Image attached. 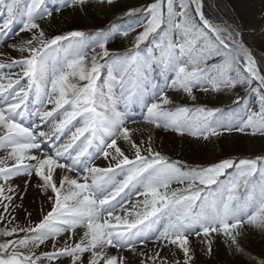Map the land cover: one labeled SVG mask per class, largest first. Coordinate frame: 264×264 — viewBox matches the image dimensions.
I'll return each instance as SVG.
<instances>
[{"label":"snow or ice","instance_id":"6c2138e0","mask_svg":"<svg viewBox=\"0 0 264 264\" xmlns=\"http://www.w3.org/2000/svg\"><path fill=\"white\" fill-rule=\"evenodd\" d=\"M88 3L90 0H61L48 8L46 0H12L0 24V35H6L19 16L21 28L15 35L31 34L19 45L7 44L22 54L19 59L0 63V149L8 150L0 157V221L5 220L4 213L11 215L14 196L23 199L10 183L15 177H37L38 187L51 202L38 223L0 229V237L9 238L0 242V264H41L45 260L51 264L61 257L69 258V264H85L86 254V264H133L121 255L123 251L143 257L138 264H168L161 252L170 246L183 253V264H193L189 238L199 237L205 254L211 255L214 234L223 236L230 249L243 253L239 237L245 229L264 231V155L238 162L226 159L185 172L179 162L170 163L153 151L151 137L147 147H143L144 141L137 144L134 130L127 126L136 123L127 115L128 106L140 102L146 110L145 123L181 135L208 140L225 132L247 134L250 130L252 135L264 136V74L240 31L208 19L201 0H180L179 4L176 0H154L145 9L143 31L123 56L111 54L107 45L119 35L127 37L139 25L101 30L91 37L83 31H71L46 38L39 20L63 8H83ZM99 3L111 5L113 0ZM19 4L23 8L18 10ZM190 4L195 5L199 24L189 15ZM89 50L95 53L90 62ZM215 58L219 59L208 66L207 61ZM154 65L161 74L174 73L166 87L183 90L193 100L194 88L209 90L205 83L219 92L256 82L261 92L259 110H248L238 121L203 107L172 112L165 108L172 103L165 90L157 92L151 85ZM13 68L20 72H12ZM30 98L38 105L35 112L29 110ZM33 117L40 123L26 126L24 121ZM74 122L80 126L75 127ZM41 125H51L53 130L41 131ZM66 129L71 131L66 143L55 146L51 153L41 151V138H59ZM118 140L134 150V159L125 154ZM94 141L96 151L89 153ZM99 156L110 161L108 167L92 164ZM227 169H235V174L221 182L219 178ZM173 183L186 187L171 189ZM242 188L247 199L242 198ZM126 190L137 197L135 203L128 201L131 210L117 201ZM118 207L123 215L117 213ZM78 228L83 229L82 235ZM65 233H69L68 238L58 246V238ZM77 236L78 240L73 239ZM69 239L73 243L69 244ZM49 241L53 251L38 252ZM149 241L156 245L151 255L140 248Z\"/></svg>","mask_w":264,"mask_h":264},{"label":"rangeland","instance_id":"374dc122","mask_svg":"<svg viewBox=\"0 0 264 264\" xmlns=\"http://www.w3.org/2000/svg\"><path fill=\"white\" fill-rule=\"evenodd\" d=\"M121 1V2H120ZM12 2V0H4L3 3H0V24L3 22V18L7 17V7ZM61 0H46V6L48 8L55 7L59 4ZM154 0H113L111 5L106 3H99V0H90V3L86 4L83 8L81 7H71V8H63L59 12H53L50 18H45L39 20L38 23L40 24L41 28H59L57 33L58 35L64 36L71 31H83L91 37L93 34L100 31L98 23L95 22L92 18L89 17L87 13V8L91 11V14H94V18H110L114 13L115 9L112 6H119L122 5L124 10L120 12L119 17L121 19L120 23H114L110 26V29H119L124 30L128 28L125 27L124 29L121 28L125 23H129L130 21H134L132 25H139L135 27V31L130 32L127 37L123 35H119L116 38L111 39L109 44L107 45L109 52L115 56H123L127 53L130 49L133 48V43L137 34L143 31V23L146 22L147 13L145 9L148 5L152 4ZM180 0H176V3L179 4ZM227 4L228 8L230 9L233 18L239 28L241 33V37L245 45L252 51L254 56V52L260 54L264 59V0H224ZM186 3V2H185ZM203 5L204 11V4L201 0ZM18 10L23 8V4H19ZM192 9L195 12V5L192 4ZM130 10H138L132 16L127 15ZM188 8V12H189ZM142 12V14L140 13ZM140 13V14H139ZM139 14V15H138ZM138 17H135L137 16ZM189 15L191 16L190 12ZM99 16V17H98ZM135 17V18H134ZM132 18V19H131ZM131 19V20H129ZM127 21V22H125ZM232 27L235 28L234 25ZM21 28V19L19 16L16 17L15 22L11 25L10 30L7 32L6 35H0V63H8L11 59H19L21 57V53L15 51L9 47L7 44L10 43H17L19 45L24 41L23 38H30L31 34L26 32H21L20 36L22 42H18L17 37L15 34L19 32ZM109 29V30H110ZM48 32V31H44ZM51 33H45L46 38L51 39L52 37H47ZM57 36V35H56ZM3 41H7V43H3ZM66 44L67 42H62ZM91 43V40L89 41ZM141 48H144V45H141ZM100 49H96V52H99ZM24 55H27L26 53ZM95 55L91 50L88 51V61H91V57ZM255 58V56H254ZM219 59V58H217ZM215 60V59H213ZM213 60L207 61V65L211 66V62ZM256 60V58H255ZM257 62V61H256ZM201 67H205L202 65ZM260 69V68H259ZM8 71L7 69L5 70ZM14 73H19V68H13L11 70ZM260 72L262 73L261 69ZM263 74V73H262ZM174 77V73L172 71H165L161 74V69L154 65V71L151 73V85L154 86L155 91H159L160 89L165 90V94L169 97L172 101L171 104L166 105L165 108L168 109V106L174 105L172 109H168L172 112H175L177 109L180 108H187L191 111H195L197 108H206L205 106L210 107V109L216 108L218 105L223 107H236L241 109L240 112H235L234 121H238L239 117L245 115L248 110L251 111H258L259 110V100L261 92L257 90L256 82H254L251 86L247 84L237 85L234 89H222L219 92L212 91L211 86L208 83L204 84V87H208L209 90L207 92L202 91L198 88L193 89V95L195 96V100H193L187 93L183 90L173 88V87H166V85L171 84V80ZM103 78V77H102ZM23 83V81H22ZM83 83V82H81ZM150 95V94H149ZM239 100V103L237 101ZM182 104H186V106H182ZM192 106V107H191ZM52 105H47V108L50 109ZM38 109V105L35 103L33 98L29 100V110L35 112ZM45 110V109H40ZM120 110L124 111V106L120 105ZM146 114V110L143 107V104L140 102L131 103L127 109V115L133 117L136 123H130L127 126L134 130L133 139L136 141L137 144H140L141 141H144L143 147H147L148 138L151 137V147L154 152L160 153L161 156L165 157L170 162H179L180 164H190V159L199 162L198 160L203 159V154L208 155L207 159H210L211 162L208 163V166L200 167V168H207L213 165L219 164L220 162L226 159H232L238 162L239 159L243 158H255L257 156L264 155V136L259 134L252 135L250 130L247 134L239 133V132H231V133H223L220 136L210 137L208 140L203 138L193 137L188 135L187 133L181 135L172 130H165L163 127L156 128L154 125H150L144 122L143 117ZM218 114V113H217ZM231 116V115H230ZM229 116V117H230ZM26 126H30L33 123L29 122L27 119L24 121ZM39 124V122H37ZM75 127H79L80 124L75 123ZM75 127H72L71 131H75ZM41 131L51 132L53 129L51 125L43 126L41 125ZM71 131L65 130V133L62 134L59 138L51 137V138H41V151L51 153L52 149L55 146L62 145L69 140L71 135ZM83 139V138H81ZM77 144L80 141L76 142ZM121 149L125 152V154L130 158L134 159V150L129 147V145L119 144ZM73 148H76V145H73ZM184 149H190L188 158L184 157ZM2 149H0L1 152ZM78 150V149H77ZM34 151V150H33ZM71 151V150H70ZM96 151L95 148V141L93 146L89 148V153H94ZM35 152V151H34ZM227 152L228 154L222 155V153ZM143 155H147L146 152H142ZM231 155V156H227ZM191 157V158H189ZM194 157V158H193ZM12 162H9L11 164ZM92 164L95 166H99L101 168L108 167L110 164L109 160H105L102 156L95 158L92 160ZM114 164V162H113ZM194 165H186L185 167H190L195 169ZM91 166V165H90ZM60 170H57L59 173ZM75 174V173H73ZM235 174V169H227L225 175L221 176L219 180L221 182H226ZM76 175V174H75ZM24 176L15 177L10 183L13 185V181H17L19 178ZM35 177V176H34ZM37 178V177H35ZM122 178V177H121ZM38 179V178H37ZM2 183V181H0ZM171 189L177 188H184L186 187L185 184H177L173 183ZM246 192V189H241V194L243 199H247L246 195H243ZM19 196L23 197V199L14 197V204L10 207L9 213H4L5 220L0 221V229L4 228L5 226L8 228L14 227L19 225L20 227H28L31 223L34 225L38 223L43 214H46L51 207V202L48 201L45 196L43 195L41 189L37 186L34 189V197L26 202L28 199L24 198L23 194L19 193ZM136 197L135 195H131L128 190L125 193L121 194V197H117V201L121 203H128L130 199ZM137 200V197H136ZM7 203V201H5ZM18 206V207H17ZM119 207L117 208V210ZM0 212H3V207L0 205ZM29 213L31 215H29ZM15 217L12 220V217ZM9 220H12V223H8ZM163 223V222H162ZM162 226V224H161ZM77 233L82 235L83 229H77ZM20 236H23L24 233H19ZM242 235H246L251 237L256 241H251L253 244H259V253L264 252V231H261L257 228H246ZM241 235V236H242ZM69 236V233L63 234L61 237L58 238L57 243L58 246H63V241L66 240ZM213 238L220 240L221 244L225 246L227 243L223 236L215 235ZM5 239H9L6 237H0V242L4 241ZM75 239V238H73ZM191 247L193 250V264H214L211 261V255H206L204 248L205 245L200 243V238L191 236ZM78 240V239H77ZM247 240L246 237L244 239ZM68 243H73L72 239L68 240ZM250 244V242H249ZM156 247L155 243L149 241L147 246L140 245V248L145 251L149 248L146 252L150 254L153 249ZM244 249L248 252L246 253V260L249 264H259L262 260L261 258L256 257V253H254L250 249V245H246ZM249 249V250H248ZM159 250V249H157ZM53 248L51 246V241L47 243V246L41 245L38 249V252H52ZM127 252V251H123ZM121 252V253H123ZM236 255H241L234 253ZM113 254H115V250H113ZM161 256L167 257L169 261H180V264H183V253L176 248L175 246H170L168 248H164L161 252ZM226 261L224 264H235V258L233 255L227 252ZM85 264L88 259V255L86 254L85 257ZM41 264H50L48 261H42ZM51 264H69V258L61 257L58 260H54Z\"/></svg>","mask_w":264,"mask_h":264},{"label":"trees","instance_id":"16d2710c","mask_svg":"<svg viewBox=\"0 0 264 264\" xmlns=\"http://www.w3.org/2000/svg\"><path fill=\"white\" fill-rule=\"evenodd\" d=\"M203 1V4H204V13H205V16L210 19L211 21H213L214 23H218V24H222V25H234L236 29L239 30L236 22H235V19L233 18L232 16V13L230 11V9L228 8L227 4L224 2V0H202ZM121 2V1H120ZM186 3H188V0H185ZM114 7L115 9V13L110 17V18H97V20L94 18V14H91L92 12L89 11V8H87V13L89 15L90 18H92L93 20H95L96 23H98V26L100 28V31L103 30L105 32L109 31L110 29V26L114 23H120L121 22V19L119 17V13L122 12L124 10V7L122 5H119V6H112ZM189 12L191 14V17L195 20V22L197 24H199V19L197 18L195 12L193 11L192 9V4L189 5ZM142 14V12H140ZM139 13V14H140ZM138 14V15H139ZM135 16V17H138ZM99 17V16H98ZM134 17V18H135ZM132 19V18H131ZM129 19V20H131ZM127 22V21H125ZM134 21H130L129 23H125L123 25V27L121 26L122 29H124L125 27H129V25H132ZM43 31H48V32H45V33H51L49 34L47 37H52V36H56L58 35L59 33H57V31L59 30V28H51L49 27L48 28H42ZM254 56L256 58V61H257V64L259 66V68L261 69L262 73L264 74V59L262 58V56L258 53H256V51L254 52ZM217 60V58H215V60H213L211 62V64L215 63ZM256 86H257V83H256ZM182 106H186V104H182ZM172 107H174V105H170V107H168L169 109H172ZM192 107V106H191ZM207 109H210V107L208 106H205ZM214 109H217L219 110L218 112V115H221L223 116L225 119H228V120H233L234 121V118L236 115L235 112H240L241 109L239 110V108H236V107H223V106H217L216 108ZM231 115V116H230ZM230 116V117H229ZM184 157L188 158V153L191 152L190 149H184ZM203 154V159H200L198 160L199 162L196 163V161L193 160H189L191 161L190 164L188 162V164H180L181 167H182V170L187 172L189 169H193V168H190V167H185L186 165H194V167L196 168H200V167H205V166H208V163L211 162L210 159H207L208 155ZM224 154H228L227 152H224L222 153V155ZM227 156H231V155H227ZM191 158V157H189ZM194 158V157H193ZM170 162V161H168ZM171 163V162H170ZM195 168V169H196ZM246 237V241L244 240ZM239 240H240V244L241 246L244 247L246 245H250V249L256 253V257L258 258H261L262 260H264V252H260L259 253V244H253L251 241H256L254 239H252L251 237L249 236H246V235H242L239 237ZM250 242V244H249ZM249 250V249H248ZM232 251H234V253H236V251L234 249H230L228 247V244H226L225 246H223V244H221L220 240L216 239V238H212V252H211V261L214 263V264H224V262L226 261V255H227V252L230 253V255H233L234 258H235V264H249L246 260V253H248L245 249H244V252L241 254L240 252H237V254H241V255H236V254H233L231 253Z\"/></svg>","mask_w":264,"mask_h":264},{"label":"bare ground","instance_id":"6f19581e","mask_svg":"<svg viewBox=\"0 0 264 264\" xmlns=\"http://www.w3.org/2000/svg\"><path fill=\"white\" fill-rule=\"evenodd\" d=\"M0 11H1V9H0ZM20 38H21V36L19 35L17 37L18 42H22V39H20ZM23 39L26 40V38H23ZM28 121L31 122V123L35 122L36 124H37V122L40 123V121L37 120L35 117H33L31 120H28ZM70 128L73 129L71 126H70ZM118 142H119L120 145L121 144L127 145V143L122 141V140H118ZM7 151L8 150L2 149L1 152H0V157L6 156L7 155ZM9 162H12V161H9ZM70 175L75 176V174H73V173H71ZM26 181H30V182L26 185ZM38 183H39V180L37 178H35L34 176L31 177V178H28V177L24 176L22 178H19L17 181H13V185H14L13 188L16 189V192L18 194L19 193L23 194L24 198L28 199L26 202H28L30 199H32L34 197V189L38 186ZM130 200L132 201V203H135L136 202V197H133ZM125 207L127 209L131 210V204L126 203ZM117 213L123 215V213L120 211V209L117 210ZM74 238L75 239H79L78 236L74 237ZM147 250H149V248L146 249L145 251H147ZM151 254H152V252L149 255H151ZM121 255L129 257L133 261V264H138L139 259H143V257H139V258L138 257H132L129 252H123V253H121ZM168 264H174V261H169Z\"/></svg>","mask_w":264,"mask_h":264},{"label":"water","instance_id":"95a60500","mask_svg":"<svg viewBox=\"0 0 264 264\" xmlns=\"http://www.w3.org/2000/svg\"><path fill=\"white\" fill-rule=\"evenodd\" d=\"M258 67V66H257Z\"/></svg>","mask_w":264,"mask_h":264}]
</instances>
